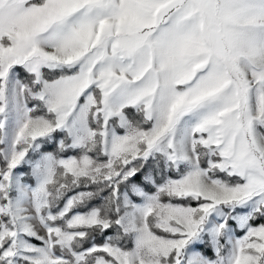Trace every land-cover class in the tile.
Masks as SVG:
<instances>
[{
    "label": "snow or ice",
    "instance_id": "obj_1",
    "mask_svg": "<svg viewBox=\"0 0 264 264\" xmlns=\"http://www.w3.org/2000/svg\"><path fill=\"white\" fill-rule=\"evenodd\" d=\"M0 264H264V0H0Z\"/></svg>",
    "mask_w": 264,
    "mask_h": 264
},
{
    "label": "trees",
    "instance_id": "obj_2",
    "mask_svg": "<svg viewBox=\"0 0 264 264\" xmlns=\"http://www.w3.org/2000/svg\"><path fill=\"white\" fill-rule=\"evenodd\" d=\"M26 170V169H25ZM209 255H211V253H209Z\"/></svg>",
    "mask_w": 264,
    "mask_h": 264
}]
</instances>
